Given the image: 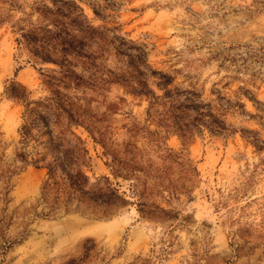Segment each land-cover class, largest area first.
Returning <instances> with one entry per match:
<instances>
[{
    "label": "rangeland",
    "instance_id": "374dc122",
    "mask_svg": "<svg viewBox=\"0 0 264 264\" xmlns=\"http://www.w3.org/2000/svg\"><path fill=\"white\" fill-rule=\"evenodd\" d=\"M69 1L107 38L70 57L78 85L21 37ZM119 52L145 56L156 95L169 81L193 98L186 132L131 93ZM55 89L79 115L88 188L108 199L43 187L31 163L48 136L23 142L26 103ZM0 264H264V0H0Z\"/></svg>",
    "mask_w": 264,
    "mask_h": 264
},
{
    "label": "trees",
    "instance_id": "16d2710c",
    "mask_svg": "<svg viewBox=\"0 0 264 264\" xmlns=\"http://www.w3.org/2000/svg\"><path fill=\"white\" fill-rule=\"evenodd\" d=\"M44 8L42 22L23 33L21 35L22 42L36 61L56 65L60 68V72L64 73L63 77L68 78L71 82L77 81L75 85H78L83 79L71 68L73 62L70 57L90 59L91 54L84 47L95 44L103 50V43L107 40L105 33L90 24L83 9L74 1H69L67 10L62 8L52 10L46 6ZM119 53L126 58L130 78L127 81L124 79L123 82L130 87L131 93L149 98L151 107L154 104L163 105L162 114L172 119L171 127L180 132H186L184 129L186 125L181 123L179 112L181 107L189 109L190 106H194L192 105L193 98L185 96L182 99L178 91L173 92L167 89L169 81L158 83L164 93L162 96L156 95L146 79L145 56L140 53ZM15 96L23 97L22 94ZM32 103L34 106L30 107ZM26 114L27 121L21 128L23 142L26 143L27 139L34 138L33 129L37 131L43 129L42 134L48 136L44 143L45 152L40 153L39 157L31 161L35 167L46 169L47 180L43 187L48 188L50 181L53 184L62 183L69 188V196L73 195L94 201L108 199L110 195L115 194V190L110 188L107 191L101 190L102 188L91 191L88 188L89 178L80 168V164L86 163L84 158L85 156L88 158V152L81 138L71 129L72 125H80V121L72 102L67 97L64 98L61 92L55 89L51 97L45 100L27 102ZM199 115L203 116L204 114L199 113ZM210 124L213 130L220 131L224 128L218 125L215 120H212ZM53 126H61V129L53 133ZM65 131L74 138L67 137ZM181 135L184 136V133ZM81 160L82 162L79 163Z\"/></svg>",
    "mask_w": 264,
    "mask_h": 264
}]
</instances>
